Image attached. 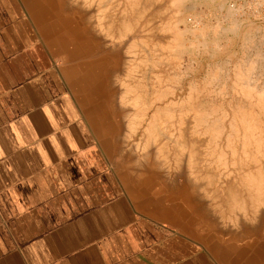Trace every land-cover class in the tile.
<instances>
[{"label": "crops", "instance_id": "crops-1", "mask_svg": "<svg viewBox=\"0 0 264 264\" xmlns=\"http://www.w3.org/2000/svg\"><path fill=\"white\" fill-rule=\"evenodd\" d=\"M82 91L23 0H0V264H220L136 205Z\"/></svg>", "mask_w": 264, "mask_h": 264}, {"label": "rangeland", "instance_id": "rangeland-1", "mask_svg": "<svg viewBox=\"0 0 264 264\" xmlns=\"http://www.w3.org/2000/svg\"><path fill=\"white\" fill-rule=\"evenodd\" d=\"M64 1L63 4L62 0H23L42 34L61 54L63 65L75 68L77 83L83 88L81 100L86 109L93 112L95 127L101 129L99 135L108 151L111 165L123 179L125 189L136 205L151 218L172 226L206 248L220 264H264V237L247 236L244 227L238 224L235 217L229 219L220 213L211 196L217 187H213L208 178L204 179L203 174L199 180L196 179L197 172L200 174L211 169L206 162L212 160L204 157L212 151L211 147L207 150V147H200L201 155L197 160L203 165L200 164L193 171L189 168L185 153L178 163L164 159L148 161L147 155L155 154L157 150L153 149L152 144L146 149L141 146L144 127L131 137L129 126L137 107L123 100L126 83L132 88L141 81L146 82L149 89L157 82L155 74H164V70L170 76L178 72L182 76L181 90L177 89L173 98H185L191 85H199L200 88L204 86L200 90L205 89L202 90V97L207 101V108L212 104L219 106L229 101L231 96L220 90L222 84L231 92L237 68L247 67L249 62L255 61L254 72L259 76L260 84H264V0H227L222 7L204 0L185 2L181 8L180 17L183 16V19L179 28L195 29L206 25L207 29L204 32H187V48L182 54L179 66L164 61L156 68L153 62L131 61L133 55L126 49L121 53V59L113 62L104 57L105 52L86 47L84 35L75 32L74 24L78 19L68 11L73 7L71 0ZM117 2L104 0L102 4L97 3L100 6L95 5V8L107 13L117 11V8L120 12L123 8L127 11L131 9V4L128 8L127 2L121 5ZM153 8L152 20L157 32L153 40L147 41L144 48L138 49L136 56L139 57L147 52L155 57L157 51L163 50L161 47L169 46L167 43H170L173 36L172 32L166 31L165 26L167 19L171 17V6L169 8L168 4H157ZM120 12L119 15H122ZM92 21L97 23V16ZM164 52L167 54V51ZM170 53L167 54L168 57ZM162 81V84L168 83L167 81L170 83L169 79ZM208 92L210 95H207ZM239 99L240 96L236 95L234 104ZM158 103L162 107L167 102L164 100ZM215 169L213 170L217 171L215 174L218 177L220 169ZM151 170L154 171L153 174ZM155 171L161 175L155 176ZM140 180L150 184V191L145 190L144 183L137 185L136 181ZM145 180L153 181L147 183ZM187 182L196 186L194 200L198 202V206H185L186 197L182 185ZM170 185L177 187L178 192L172 194ZM156 186L158 190L154 189ZM245 220L248 226L254 224L251 223L252 218Z\"/></svg>", "mask_w": 264, "mask_h": 264}, {"label": "bare ground", "instance_id": "bare-ground-1", "mask_svg": "<svg viewBox=\"0 0 264 264\" xmlns=\"http://www.w3.org/2000/svg\"><path fill=\"white\" fill-rule=\"evenodd\" d=\"M116 1L119 5L127 2L128 8L131 4V9L127 11L122 7L120 12L119 8H115L117 10L114 11L115 13L112 11L107 13L95 8V5L100 6L97 3L102 4L104 0H71L70 4L73 7L68 9L72 16L78 19L74 24L75 32L84 35L86 47L105 52L104 57L109 61H119L121 53L126 49L133 55L131 61L153 62L155 68L161 66L159 64L164 61L179 66L182 54L187 48L185 44L187 32H204L207 29L206 25L195 29L179 28V23H182L183 19V16L180 17L181 8L190 0ZM204 1L214 5L220 4V7L227 2V0ZM62 3L64 4L65 1L62 0ZM157 4H168L169 8L171 6V17L167 19L165 26L166 31L172 32L173 36L170 43H167L169 46L161 47L163 50L157 51L155 57L146 51L147 54L140 57L137 55V58L138 49L144 48L147 41L153 40L157 32L151 13L153 6ZM97 10L99 13L96 15ZM119 12L123 16L119 15ZM125 14L128 16L126 17ZM96 16L97 23H93L92 19ZM235 25L239 26L237 23ZM164 51H167V54L171 52L170 56L168 57ZM248 64L247 67H238L236 73L234 72L236 78L235 81L233 80L231 92H228L222 84L221 92L231 96L226 104L221 103L219 106L212 104L209 108L205 107L207 101L202 97L204 88L200 90L204 86L200 88L199 85H191L186 97L176 100L173 97L176 96L177 89L179 91L181 88L182 76L179 72L170 76L165 70L164 74L162 72L155 74L157 82L153 87H149L150 90L146 82L141 81L132 88L125 82L126 94L123 100L137 107L130 121L131 137L144 127L141 146L146 149L152 144L153 149L157 150V153L147 155L148 161L164 159L178 163L185 153L189 168L193 171L200 164L203 165L197 160L201 155L200 147H207L206 150L211 147L212 151L204 155L206 159L210 157L209 160H212L206 162L207 167L211 169L200 174L197 172L196 179L199 180L203 174L204 179L208 178L212 186L217 187L211 196L215 201L214 206L220 213L229 219L235 217L238 224L244 227L247 236L264 237V84H260V78L254 72L255 61ZM162 79H169L170 83L164 81L166 84H162ZM234 92L240 96L237 104H234L236 96ZM207 95H210V92ZM164 100L167 103L162 108L163 106L161 107L158 102ZM109 128L112 129V126L109 125ZM215 168L220 169L218 177L215 174L217 171L213 170ZM154 175L161 174L155 171ZM170 187L172 194L178 192L177 187L171 185ZM154 189L158 190V187ZM182 189L186 197L185 206H198V202L194 200L196 186L192 182H187L182 185ZM246 218H252L251 223L254 224L248 226Z\"/></svg>", "mask_w": 264, "mask_h": 264}]
</instances>
